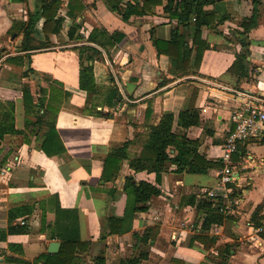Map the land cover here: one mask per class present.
I'll return each mask as SVG.
<instances>
[{"label": "crops", "instance_id": "crops-1", "mask_svg": "<svg viewBox=\"0 0 264 264\" xmlns=\"http://www.w3.org/2000/svg\"><path fill=\"white\" fill-rule=\"evenodd\" d=\"M68 1L61 0L56 17L63 18L62 27L49 34L52 45L25 51L19 47L22 32L11 34L12 23L26 21L41 0H0V119L7 111L15 129L1 134L6 122L0 125V232H7L11 210L17 215L13 223L28 229L0 238V264H33L43 253L57 252L62 241L53 237L54 233L67 229L69 222L80 239L90 243L78 250L73 264H119L130 257L139 264H264V132L258 140L244 141L232 155L238 164L235 182L218 184V172L224 165L220 159L223 145L233 127L231 113L245 98L240 93L264 97V0H215L205 5L222 18L215 28H202L201 36L210 48L204 51L198 67L193 52L190 68L184 73L176 72L170 57L158 53L152 40L168 39L176 25L164 12L167 0L126 21L110 10L105 0H81L83 8L71 17ZM129 1L142 4L144 0ZM252 15L257 23L249 32V51L245 52L238 31ZM44 20L40 17L34 29L39 42L47 41ZM75 24H79L78 40L68 36ZM96 27L125 36L107 52L88 41ZM82 43L101 51L90 61L92 90L80 86L78 45ZM244 53L242 73L240 56ZM28 67L40 73V80L33 73L24 74ZM45 74L67 93L54 116L65 151L54 156L41 148L45 127L33 129L31 124L36 111L44 110L35 109L40 97L44 106L48 101ZM25 84L32 94L31 111L23 100ZM112 88L120 95L114 105L109 104ZM193 95L201 121L187 128L186 134L199 139L198 151L221 167L193 173L176 172L169 164L157 182L156 173L135 172L124 159L115 179L102 178L105 157L126 141H130V156L138 154L151 127L164 114H174L172 128L177 129L179 113L190 107ZM128 175L156 184L161 192L147 202L146 210L136 213L130 230L111 232L110 217L122 218L125 212ZM206 190L226 197L230 210L222 223L202 231L205 214L199 212L197 203ZM153 226L159 228L155 240L145 242L133 235ZM200 233L208 246L191 240ZM252 234L258 237L257 243L250 239ZM54 241L59 247L50 251ZM98 256L102 258L97 260Z\"/></svg>", "mask_w": 264, "mask_h": 264}, {"label": "trees", "instance_id": "trees-1", "mask_svg": "<svg viewBox=\"0 0 264 264\" xmlns=\"http://www.w3.org/2000/svg\"><path fill=\"white\" fill-rule=\"evenodd\" d=\"M161 2V0H144L142 4L132 3L131 1L124 0H105L107 7L119 13L126 21L132 15H143L151 11L152 5ZM215 0H167L164 5V12L171 20H175L176 25L171 28L170 37L168 39H159L152 37L153 44L155 45L158 53L168 55L175 67L176 72H187L191 65L192 53L195 52V66L198 67L206 49L210 48L209 42L202 38V28L208 27L215 28L221 21L217 17L214 10L205 9V5L214 3ZM61 0H41L40 5L31 11L26 21L14 20L11 27V34H19L22 32L23 38L20 44V50H38L51 46L49 41L50 33H57L62 27L63 18L57 16L58 9L61 6ZM67 13L71 17H76L77 10L82 9L83 5L81 0H69ZM40 17H44L43 31L47 41L39 42L34 37V29L36 22ZM256 18L254 15L249 17L248 21L241 24L242 29L238 31V41L241 46L249 51V32L256 25ZM79 24L71 26L68 30L70 39H80L81 35L77 33ZM182 28V30H181ZM125 35L121 32L109 33L104 28L96 27L93 29L88 37V41L94 42L102 46L108 52V49L113 47L116 42L123 39ZM80 50V86L86 90H92L94 87L93 66L90 61H93L95 56L101 54L99 48L90 44L78 45ZM246 53L240 56L241 65H243L242 73L244 70V59ZM29 62L30 53H27ZM11 61H18L11 58ZM33 73L35 77L40 80V73L32 67L24 72V74ZM46 80L49 82V97L46 105L44 106V99L40 97L39 103L35 105L43 112L36 111L33 129L37 126H44V140L41 143L43 152L48 156L59 155L65 151V145L59 136L55 127L54 116L58 113L62 101L67 96L61 88L53 84V79L45 74ZM109 104L116 103V97L119 95L117 88H112L110 92ZM22 94L24 104L27 110L31 111L33 104L32 94L28 85H23ZM120 96V95H119ZM114 99V101H113ZM194 95L190 103V107L181 110L179 113V127L173 129V113L164 114L160 122L151 127L148 140L143 144L142 149L136 155L130 156L129 144L130 141L122 143L120 146L113 149L104 159V168L102 178L106 181L113 180L119 174L121 165L124 159L129 160V166L135 170L154 172L157 176V182L164 171L168 169V165H174L176 172H193V173H206L208 169L213 167H221V163L209 160L199 151V139L189 138L186 134V129L193 125L200 124V111L194 107ZM11 109L13 105L11 104ZM35 109L32 111L34 112ZM47 114V117L45 115ZM13 117H8V112L4 114V118L0 119V125L4 124L3 134L9 128L11 131L15 130L12 122ZM11 120L10 124L7 123ZM27 125L29 123L27 122ZM124 192L126 193V207L122 218L110 217V230L111 232H126L130 230L131 223L137 212L147 209V202L155 195L160 194V188L147 180H136L134 177L126 176L124 183ZM232 192L231 195H233ZM224 199L220 196H204L197 203V209L200 213H204L205 217L201 225V230H208L213 224L222 223L224 216H227L220 211V206ZM194 202V199L193 201ZM30 209L29 211H31ZM25 211V210H24ZM22 211V212H24ZM17 215L9 212V226L7 232H0V238H5L7 233H24L28 229L25 225L14 224L13 218ZM256 225L260 223V217L256 219ZM159 228L153 226L144 231L143 234L133 233V235L141 241L149 242L155 240ZM151 233V234H150ZM53 237L61 239V247L55 253H43L34 259L33 264H73V260L79 249L89 247V241H82L78 232L72 230L70 222L67 229L56 230ZM192 241H203L205 246L208 243L202 236V233L193 235ZM212 243V241H211ZM102 257H97L99 260ZM98 263V262H97ZM140 261L135 258L121 259L119 264H139Z\"/></svg>", "mask_w": 264, "mask_h": 264}, {"label": "built area", "instance_id": "built-area-1", "mask_svg": "<svg viewBox=\"0 0 264 264\" xmlns=\"http://www.w3.org/2000/svg\"><path fill=\"white\" fill-rule=\"evenodd\" d=\"M240 94L245 98L239 101L238 106L231 113L233 127L228 131L220 158L224 165L218 172V184L222 186L235 182L238 177L235 168L238 164L234 163L232 155L239 151L244 141L258 140L264 132V97L255 93ZM206 195L217 196V193L206 190ZM223 199L220 211L227 214L230 210V201L226 197ZM250 239L257 243L258 237L252 234Z\"/></svg>", "mask_w": 264, "mask_h": 264}, {"label": "water", "instance_id": "water-1", "mask_svg": "<svg viewBox=\"0 0 264 264\" xmlns=\"http://www.w3.org/2000/svg\"><path fill=\"white\" fill-rule=\"evenodd\" d=\"M59 247V242H51L50 245H49V250L50 251H56Z\"/></svg>", "mask_w": 264, "mask_h": 264}]
</instances>
